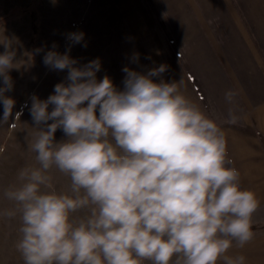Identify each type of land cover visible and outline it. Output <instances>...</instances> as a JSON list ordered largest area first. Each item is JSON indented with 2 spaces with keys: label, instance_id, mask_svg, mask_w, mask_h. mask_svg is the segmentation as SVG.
Listing matches in <instances>:
<instances>
[{
  "label": "clouds",
  "instance_id": "clouds-1",
  "mask_svg": "<svg viewBox=\"0 0 264 264\" xmlns=\"http://www.w3.org/2000/svg\"><path fill=\"white\" fill-rule=\"evenodd\" d=\"M14 39L0 41V126L16 103L6 95ZM67 40L64 53L54 43L43 56L46 67L67 71L64 81L46 99L30 97L28 150L38 167L20 169L3 193L14 207L0 216H19L24 264H245V256L228 253L254 239L261 202L241 187L216 120L163 79L167 64L123 67L121 89L107 74L98 79L99 58L81 65L71 57L83 32ZM236 96L229 90L225 101ZM225 122H238L232 107ZM53 168L70 179L69 192L52 188Z\"/></svg>",
  "mask_w": 264,
  "mask_h": 264
},
{
  "label": "rangeland",
  "instance_id": "rangeland-1",
  "mask_svg": "<svg viewBox=\"0 0 264 264\" xmlns=\"http://www.w3.org/2000/svg\"><path fill=\"white\" fill-rule=\"evenodd\" d=\"M70 32L84 33L71 47L72 58L81 65L100 59L98 79L107 74L122 89L123 67L146 71L167 64L163 79L176 82L216 120L241 187L261 202L252 218L254 239L228 254L264 264V123L258 119L264 107V0H0V41L15 38L17 52L9 73L14 86L6 93L16 101L13 118L0 126V212L14 207L3 193L18 183V171L38 167L28 150L35 132L30 97L46 99L64 81L67 71L46 67L43 56L54 43L64 53ZM38 48L43 51L36 54ZM133 53H139L138 63L131 62ZM229 90L237 92L232 105L225 101ZM230 107L236 124L225 122ZM55 138L63 139V132L58 129ZM49 175L53 189L70 191L68 177L55 168ZM20 226L19 216H0V264H24L16 249Z\"/></svg>",
  "mask_w": 264,
  "mask_h": 264
},
{
  "label": "crops",
  "instance_id": "crops-1",
  "mask_svg": "<svg viewBox=\"0 0 264 264\" xmlns=\"http://www.w3.org/2000/svg\"><path fill=\"white\" fill-rule=\"evenodd\" d=\"M258 119H261V121L264 123V107L259 110Z\"/></svg>",
  "mask_w": 264,
  "mask_h": 264
}]
</instances>
